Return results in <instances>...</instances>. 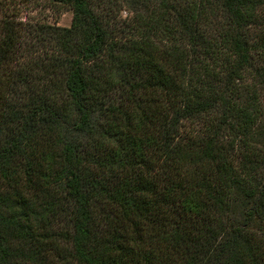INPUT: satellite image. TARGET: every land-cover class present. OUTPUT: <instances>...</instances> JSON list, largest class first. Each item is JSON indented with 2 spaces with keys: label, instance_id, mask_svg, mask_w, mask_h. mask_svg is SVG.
<instances>
[{
  "label": "trees",
  "instance_id": "obj_1",
  "mask_svg": "<svg viewBox=\"0 0 264 264\" xmlns=\"http://www.w3.org/2000/svg\"><path fill=\"white\" fill-rule=\"evenodd\" d=\"M50 1L0 18V264H264V0Z\"/></svg>",
  "mask_w": 264,
  "mask_h": 264
},
{
  "label": "rangeland",
  "instance_id": "obj_2",
  "mask_svg": "<svg viewBox=\"0 0 264 264\" xmlns=\"http://www.w3.org/2000/svg\"><path fill=\"white\" fill-rule=\"evenodd\" d=\"M126 16L127 12L123 10L122 19ZM1 17H10L24 23H42L68 28L72 20V11L69 6L50 0H0Z\"/></svg>",
  "mask_w": 264,
  "mask_h": 264
}]
</instances>
